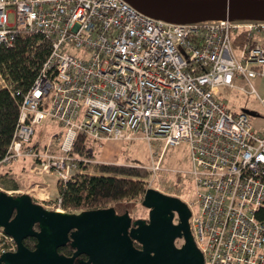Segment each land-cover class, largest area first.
I'll list each match as a JSON object with an SVG mask.
<instances>
[{
	"label": "built area",
	"instance_id": "1",
	"mask_svg": "<svg viewBox=\"0 0 264 264\" xmlns=\"http://www.w3.org/2000/svg\"><path fill=\"white\" fill-rule=\"evenodd\" d=\"M232 33L244 37L239 56ZM17 37L43 59L28 90L11 93L20 96L19 117L1 163L27 146L37 165L66 182L89 162L69 158L82 134L100 143L146 141L151 163L143 167L155 175L169 171L165 151L184 144L190 169L178 173L194 187L189 222L204 264H264V221L256 218L264 207V132L216 99L221 87L256 94L264 20L170 22L125 0H0V45L12 48ZM0 88H13L2 75ZM48 119L58 125V156L41 148L52 137L35 136Z\"/></svg>",
	"mask_w": 264,
	"mask_h": 264
},
{
	"label": "water",
	"instance_id": "2",
	"mask_svg": "<svg viewBox=\"0 0 264 264\" xmlns=\"http://www.w3.org/2000/svg\"><path fill=\"white\" fill-rule=\"evenodd\" d=\"M125 1L170 22L264 20V0ZM142 206L149 209L147 219L132 221L128 211L116 215L113 207L76 215L48 210L26 193L9 195L0 190V229L15 245L14 250L0 254V264H74L79 254L88 257L81 264H204L190 228L191 211L187 204L150 188L145 191ZM175 212L177 224L173 223ZM34 224L38 230L32 229ZM98 224L109 225L111 229H75L70 236V246L75 249L73 256L58 253L57 249L69 240L70 228ZM29 236L35 238L33 249L23 244ZM176 239L183 240L181 246H177Z\"/></svg>",
	"mask_w": 264,
	"mask_h": 264
},
{
	"label": "rangeland",
	"instance_id": "3",
	"mask_svg": "<svg viewBox=\"0 0 264 264\" xmlns=\"http://www.w3.org/2000/svg\"><path fill=\"white\" fill-rule=\"evenodd\" d=\"M243 35L239 33L231 34L232 47L237 56L240 55L242 47L240 43L243 40ZM238 86L246 89L252 88L256 94H248L238 89H228L221 87L219 89L216 99L226 105L231 111L246 110L249 113V119L253 125L254 131L259 134L264 132V110L260 102V98H264V77H257L251 80V86L245 83L244 80L236 81ZM36 137L44 133V140L49 138L52 144L49 147L41 145L43 152L52 155H60L57 147V137H53L54 133L59 131L57 123L48 119L41 124L34 126ZM35 137V141L37 138ZM110 145L105 142H93L88 140L87 147L92 158H89L87 164L94 165L101 162L103 155L117 159L119 163L128 165L149 166L151 163L148 144L144 140H134L131 142H115ZM25 152L19 157L10 162L0 164V173L9 171L19 182L18 190L6 189L0 184V190L5 191L9 195H20L26 193L30 195L33 200L41 203L46 209L61 210L55 206L57 195V181L60 180L58 171L50 172L42 166L37 165L31 156H28L29 147L25 146ZM153 149L159 150L161 147L153 146ZM47 150V151H46ZM156 157V156H155ZM69 158L78 159L76 155H70ZM86 158V157H85ZM117 162V163H118ZM161 166L169 169L168 172L158 173L155 175L149 174L145 180V186L151 189L158 190L167 195L178 196L189 204L191 213H194L195 208L192 207L194 199V187L187 174L178 173L179 171H186L190 169V162L188 159V150L183 144L180 147L168 148L165 151L164 157L161 161ZM79 170V171H78ZM87 171V170H86ZM76 172H85L84 169H77ZM74 172V173H76ZM44 194V195H43ZM108 206H114L117 210L123 211L127 209L133 217H148V212L142 206V197L131 201H123L121 203H114ZM107 206V207H108ZM64 212V211H63ZM192 220V217L190 218ZM194 233V230H192ZM9 241L8 239H5ZM177 246L183 243L182 239H176ZM6 251L15 249V245H11Z\"/></svg>",
	"mask_w": 264,
	"mask_h": 264
},
{
	"label": "trees",
	"instance_id": "4",
	"mask_svg": "<svg viewBox=\"0 0 264 264\" xmlns=\"http://www.w3.org/2000/svg\"><path fill=\"white\" fill-rule=\"evenodd\" d=\"M31 45L30 39L21 37L16 38L12 48L0 45V75L13 87L0 88V164L7 153L19 117L20 96L13 97L11 93L28 90L35 77L32 67L43 59L41 51L37 49L34 52L30 51ZM71 154L92 158L88 151L87 140L82 134L77 136ZM78 166L85 172L74 173L66 182L57 181L55 206L64 212L99 209L110 204L143 198L147 190L145 180L150 171L140 165L127 163L89 165L79 162ZM0 184L6 189H19L18 180L9 171L0 173ZM256 218L264 221V207L257 211ZM5 239L1 232L0 253L4 248L13 245L11 241ZM32 242L33 239L23 240V244L29 249L33 248Z\"/></svg>",
	"mask_w": 264,
	"mask_h": 264
},
{
	"label": "flooded vegetation",
	"instance_id": "5",
	"mask_svg": "<svg viewBox=\"0 0 264 264\" xmlns=\"http://www.w3.org/2000/svg\"><path fill=\"white\" fill-rule=\"evenodd\" d=\"M170 196H173V195H170ZM174 197H177L178 199H180L183 203H185V204H187L188 205V207H189V204L185 201V200H183L182 198H180V197H178V196H174ZM34 202L35 203H39V202H36L35 200H34ZM39 204H41V203H39ZM42 205V204H41ZM111 207H113V206H108V207H103V208H99V209H83V210H78V211H75V212H71V213H73V214H76V215H78V214H80L81 212H84V211H90V210H106V209H108V208H111ZM114 208V207H113ZM145 209H147V208H145ZM190 209V208H189ZM48 210H52V209H48ZM52 211H56V212H59V211H57V210H52ZM125 211H128V213H129V216L131 217V219H132V221H134V220H137V219H147V218H143V217H133V215L130 213V211L129 210H127V209H124L123 211H119V210H117L116 208H114V213L116 214V215H122ZM191 211V210H190ZM63 212V211H62ZM147 212H149V209H147ZM65 213V212H64ZM105 216L107 215L106 213L104 214ZM191 215H192V213H191ZM13 216H14V214H13ZM191 217V216H190ZM110 217H109V215H108V219H109ZM178 221H179V218H178V214L175 212L174 213V215H173V223L174 224H177L178 223ZM189 221H190V218H189ZM132 226V225H131ZM32 229H34V230H38L39 229V227H38V225L37 224H34L33 225V227H32ZM75 229H111V227L109 226V225H106V224H98V225H96V226H85V227H80V228H77V227H73V228H70V230H69V232H68V238H69V240L64 244V245H62V246H60L58 249H57V251H58V253L60 254V255H62V256H66V257H72L73 256V254H74V252H75V249L74 248H72L71 246H70V242H71V240H70V236H71V234H72V232L73 231H75ZM2 232V230L0 229V233ZM25 239H33V247H34V244H35V238H33V237H27V238H25ZM24 239V240H25ZM134 245L137 247V248H139L140 247V245L137 243V242H135L134 243ZM180 246H181V244H180ZM33 249V248H32ZM88 259V257L85 255V254H79L78 256H76L75 258H74V264H81V262L82 261H86Z\"/></svg>",
	"mask_w": 264,
	"mask_h": 264
},
{
	"label": "crops",
	"instance_id": "6",
	"mask_svg": "<svg viewBox=\"0 0 264 264\" xmlns=\"http://www.w3.org/2000/svg\"><path fill=\"white\" fill-rule=\"evenodd\" d=\"M115 142H118V141L109 140V141L105 142V144L107 143V145L112 146L111 144L115 143ZM101 162H103V163H117L118 161H117V159H112V157H107L106 155H103V158H101Z\"/></svg>",
	"mask_w": 264,
	"mask_h": 264
},
{
	"label": "bare ground",
	"instance_id": "7",
	"mask_svg": "<svg viewBox=\"0 0 264 264\" xmlns=\"http://www.w3.org/2000/svg\"><path fill=\"white\" fill-rule=\"evenodd\" d=\"M43 195H44V194H43ZM57 211L62 212L61 210H57Z\"/></svg>",
	"mask_w": 264,
	"mask_h": 264
}]
</instances>
